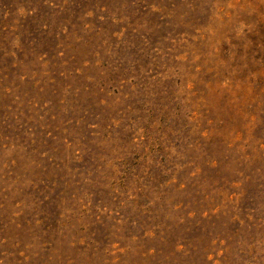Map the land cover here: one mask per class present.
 Returning <instances> with one entry per match:
<instances>
[{"label":"rangeland","instance_id":"rangeland-1","mask_svg":"<svg viewBox=\"0 0 264 264\" xmlns=\"http://www.w3.org/2000/svg\"><path fill=\"white\" fill-rule=\"evenodd\" d=\"M0 264H264V0H0Z\"/></svg>","mask_w":264,"mask_h":264}]
</instances>
